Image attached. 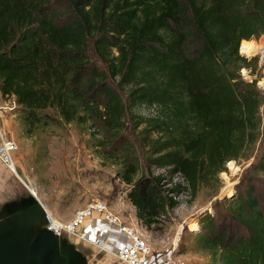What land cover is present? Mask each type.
<instances>
[{
	"label": "trees",
	"instance_id": "16d2710c",
	"mask_svg": "<svg viewBox=\"0 0 264 264\" xmlns=\"http://www.w3.org/2000/svg\"><path fill=\"white\" fill-rule=\"evenodd\" d=\"M260 36L264 0H0V96L13 98L28 137L57 123L87 134L150 229L182 189L193 198L250 157L264 92L240 75L258 57L239 46ZM138 106L156 110L131 125H143L142 154L128 139ZM262 143L243 193L190 230L209 264H264Z\"/></svg>",
	"mask_w": 264,
	"mask_h": 264
},
{
	"label": "rangeland",
	"instance_id": "374dc122",
	"mask_svg": "<svg viewBox=\"0 0 264 264\" xmlns=\"http://www.w3.org/2000/svg\"><path fill=\"white\" fill-rule=\"evenodd\" d=\"M248 41L254 44L252 46L256 45L255 49H249L250 46L247 52H241L240 44L239 53L248 59L260 56L258 48L264 45V36ZM240 75L248 81L256 79L257 86L263 84L264 62L261 57L254 72L242 68ZM15 106L13 98L3 99L0 96V134L5 136L4 139L12 138L17 144V149L11 155V164L0 159V207L5 201L19 202L32 194L53 218L65 221L87 200L98 198L107 202L122 219L129 218L130 207L126 196L129 186L115 176L116 165L103 161L94 149L88 147L87 134H79L73 124L57 123L28 137L23 134ZM155 112L154 108L138 106L133 110L135 116L131 117V124L128 122V139L132 141L133 148H137L138 154H142L140 148H147L142 139L145 134H140L143 125L135 129L132 126L140 117H150ZM261 117V136L249 158L228 161L226 169L219 173L211 186L201 188L193 198L186 189H182L173 196L178 204L162 212L158 222L150 229L139 220L135 225L127 220L154 252L164 254L173 248L175 259L180 258L185 264H209L208 254L194 243L190 230L198 227V219L205 212H214L215 203L245 190L247 177L251 176V168L262 149L264 105L261 107ZM155 136L152 134L147 139ZM152 169L154 174L163 172L160 168ZM178 180L179 176H175L173 182ZM256 180L258 189L255 193L261 200L264 212V178L262 176ZM218 209L222 210L220 207ZM140 225L145 227L143 233L139 229ZM75 243L80 249H85L88 255L87 245Z\"/></svg>",
	"mask_w": 264,
	"mask_h": 264
},
{
	"label": "water",
	"instance_id": "95a60500",
	"mask_svg": "<svg viewBox=\"0 0 264 264\" xmlns=\"http://www.w3.org/2000/svg\"><path fill=\"white\" fill-rule=\"evenodd\" d=\"M43 205L30 194L0 207V264H87V251L47 228Z\"/></svg>",
	"mask_w": 264,
	"mask_h": 264
},
{
	"label": "built area",
	"instance_id": "2783aa9c",
	"mask_svg": "<svg viewBox=\"0 0 264 264\" xmlns=\"http://www.w3.org/2000/svg\"><path fill=\"white\" fill-rule=\"evenodd\" d=\"M259 50L258 61L261 57L264 62V45ZM259 87L264 92V83H261ZM16 149L17 144L12 138L4 139L3 135L0 134V159L2 162L11 164V155ZM46 213L47 228L54 233L66 235L74 242L83 245L91 244L101 250H106L102 237L91 235L89 230L83 227L87 219L95 215L99 216L106 225L116 228L120 239L117 240L118 244L112 253L126 264H185L182 259H175L173 248L166 250L164 254L154 252L136 229L115 213L107 202L101 199L92 198L87 200L82 206L75 209L72 216L65 221L53 218L48 211Z\"/></svg>",
	"mask_w": 264,
	"mask_h": 264
},
{
	"label": "crops",
	"instance_id": "0c3cea01",
	"mask_svg": "<svg viewBox=\"0 0 264 264\" xmlns=\"http://www.w3.org/2000/svg\"><path fill=\"white\" fill-rule=\"evenodd\" d=\"M128 203L130 207L129 218L126 217V219H124L126 221L129 220V223L132 225L138 224V219L135 215V208L129 201ZM83 227L88 229L91 235L102 237L104 240V245L106 246V250H101L94 245L85 244V246L87 245L89 249V253L87 255V264H126L125 262L119 260L112 253L118 244L117 240L120 239L115 227H109L97 215L87 219ZM139 229L142 231V233L143 231H146L145 227L142 225H140Z\"/></svg>",
	"mask_w": 264,
	"mask_h": 264
},
{
	"label": "bare ground",
	"instance_id": "6f19581e",
	"mask_svg": "<svg viewBox=\"0 0 264 264\" xmlns=\"http://www.w3.org/2000/svg\"><path fill=\"white\" fill-rule=\"evenodd\" d=\"M255 46H256V45H255ZM255 46H251L249 49H255V48H254ZM260 48H261V47H259L258 50H259ZM258 50H257V52H258ZM14 173H16V172L14 171ZM32 193L35 194L33 191H32Z\"/></svg>",
	"mask_w": 264,
	"mask_h": 264
}]
</instances>
